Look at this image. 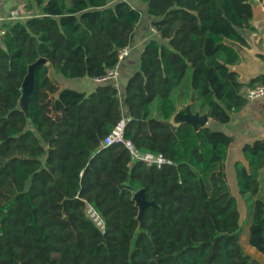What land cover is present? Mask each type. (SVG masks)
<instances>
[{"label": "trees", "instance_id": "16d2710c", "mask_svg": "<svg viewBox=\"0 0 264 264\" xmlns=\"http://www.w3.org/2000/svg\"><path fill=\"white\" fill-rule=\"evenodd\" d=\"M141 1L158 34L124 99L113 83L87 93L49 73L96 78L117 65L144 20L128 1L29 0L37 15L2 24L0 264H262L241 237L264 256V138L244 144L234 162L247 223L227 181L234 138L170 123L193 95L192 110L222 124L245 105L230 66L246 46L249 0ZM40 57L48 61L35 68L27 115L22 82ZM125 104V136L173 164L131 162L122 143L103 147ZM140 188L157 203L144 210L142 228L133 200ZM85 199L103 212L105 233L86 216Z\"/></svg>", "mask_w": 264, "mask_h": 264}, {"label": "crops", "instance_id": "0c3cea01", "mask_svg": "<svg viewBox=\"0 0 264 264\" xmlns=\"http://www.w3.org/2000/svg\"><path fill=\"white\" fill-rule=\"evenodd\" d=\"M29 0H8L3 8V14L13 6L23 9ZM144 13L142 25L138 28L133 42L130 45L129 54L122 59L119 65V77L117 83L120 98L124 99V89L130 78L140 68L141 54L148 41L156 34L151 31L152 16L146 14L148 6L141 0H126ZM247 11L250 15V28L243 31L246 46L241 49L240 60L231 65L230 70L234 72L236 79L241 84H247L264 78V0H249ZM24 14V15H25ZM27 16V15H26ZM50 76L63 87H69L78 91L91 93L100 86H105L110 81H98L95 78L83 77L67 79L58 74L55 69L50 70ZM256 83H261V81ZM115 83V81H113ZM110 82V83H113ZM124 113L129 115L126 104L123 106ZM213 129L222 130L234 138L230 149L229 157L234 160L242 159L241 150L244 144L259 138H264V96L252 100H246L243 108L236 112H231V119L228 123L222 124L210 118L208 123ZM234 161V162H235ZM233 162V166H234Z\"/></svg>", "mask_w": 264, "mask_h": 264}, {"label": "built area", "instance_id": "2783aa9c", "mask_svg": "<svg viewBox=\"0 0 264 264\" xmlns=\"http://www.w3.org/2000/svg\"><path fill=\"white\" fill-rule=\"evenodd\" d=\"M7 1L8 0H0V35H4L6 33V28L2 26L4 22L10 23L16 19H22L26 16L24 15L23 10L18 6L9 8L7 13L3 14V8ZM151 31H153L156 35L158 34L157 29L153 26L151 27ZM130 50V46L120 49L118 53V64L113 68L107 69L105 75L96 77L95 79L98 81L107 82L115 81V83L113 82V84L118 88L119 85L117 83V80L119 77V65L122 59L129 54ZM240 94L246 100L263 97L264 83H257L254 85L244 84L240 89ZM130 119V116L126 115L123 111L121 119L114 125V127L102 142L103 147H108L116 143H122L128 149L131 155V162L142 161L148 166H155L157 168H162L165 165L173 164L172 160L163 156L162 154L140 150L131 139L125 136L126 127ZM84 201L86 216L102 233H105V231L107 230V220L103 212L96 206L95 203L86 199Z\"/></svg>", "mask_w": 264, "mask_h": 264}, {"label": "water", "instance_id": "95a60500", "mask_svg": "<svg viewBox=\"0 0 264 264\" xmlns=\"http://www.w3.org/2000/svg\"><path fill=\"white\" fill-rule=\"evenodd\" d=\"M47 59L44 57L38 58L35 62L29 65L28 72L22 82V96L19 100V106L22 111L28 115V108L31 100V95L35 87V68L43 63H47ZM194 102V95L190 102L186 105L178 106L177 111L171 116L170 123L178 127L184 123H189L196 130L199 135L200 126L208 125L210 116L208 112L201 113L200 110H192ZM133 200L139 207L138 220L140 221L139 228H142V217L144 210L148 207L156 206L157 203L154 200L146 198L145 191L143 188L138 189L133 194Z\"/></svg>", "mask_w": 264, "mask_h": 264}, {"label": "rangeland", "instance_id": "374dc122", "mask_svg": "<svg viewBox=\"0 0 264 264\" xmlns=\"http://www.w3.org/2000/svg\"><path fill=\"white\" fill-rule=\"evenodd\" d=\"M27 2V1H26ZM28 5V2L26 3V5L24 6L25 12L27 16H34L37 15L36 11H32V10H28V8H26V6ZM23 8V7H22ZM152 33H154L152 31ZM234 158L233 156L229 157L228 154V159L226 161V171H227V181H228V185L230 186L233 194L237 197L238 199V203H239V208L241 211V217L244 219V222H249V215H248V208H247V201L245 200L244 196L245 195H241V193L239 192L237 185H236V180H235V170H234V166H233V162H234ZM251 203V202H250ZM247 217V218H246ZM249 219V220H248ZM243 222V224H244ZM245 232H247V228L245 230ZM241 243L244 247V250L253 258L259 260L262 264H264V256L259 253L256 249H254L253 247H251L248 243H247V237H246V233L242 234L241 237Z\"/></svg>", "mask_w": 264, "mask_h": 264}]
</instances>
